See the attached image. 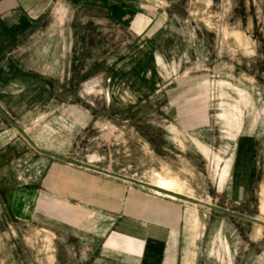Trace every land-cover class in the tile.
Instances as JSON below:
<instances>
[{"label":"rangeland","instance_id":"rangeland-1","mask_svg":"<svg viewBox=\"0 0 264 264\" xmlns=\"http://www.w3.org/2000/svg\"><path fill=\"white\" fill-rule=\"evenodd\" d=\"M7 1L0 264H264V0Z\"/></svg>","mask_w":264,"mask_h":264},{"label":"crops","instance_id":"crops-1","mask_svg":"<svg viewBox=\"0 0 264 264\" xmlns=\"http://www.w3.org/2000/svg\"><path fill=\"white\" fill-rule=\"evenodd\" d=\"M9 1L7 0H0V10H6V6H7V3ZM7 11H8V8H7ZM35 149H37L38 151L39 148L38 147H35ZM42 153H45L43 151H40ZM46 155H49V156H53V157H56V158H59V159H65V158H61L59 157L60 155L58 156H54V155H50L48 153H45ZM72 164V163H70ZM76 166L78 167H84V168H87V169H91V170H95L94 168H92L91 166H88V165H81L77 162H75ZM106 176H109V177H112V178H115V179H119L121 181H126L127 178L124 177V176H121V175H117V174H114V173H102ZM92 178H94L95 180H97V176L95 175H90ZM103 179H101L100 181H102ZM104 182L106 184H108V180H104ZM108 182V183H107ZM111 185V183H109ZM109 192H107V194L111 193L112 189L109 187L108 188ZM106 194V195H107ZM8 203L9 204H12L13 203V197H12V193H8ZM20 201H18V204H19ZM171 201H168V200H165V199H162V198H159V197H154V199L152 200V241L148 242V244H152V264H159L160 260H161V249H162V243H163V238H164V234H166L167 230H172L173 226H174V221H176V218L174 217V214H173V211H172V207H170L171 205ZM12 206V205H10ZM15 206L17 208V201L15 203ZM73 206V205H72ZM109 205H104V211L105 212H108L109 211V208H108ZM18 209V208H17ZM16 209V210H17ZM63 211L61 212L62 213V216L63 218L65 217L66 220H69V221H65V222H72V226L76 227V223L79 221L80 219V210L79 209H76L75 207H70V205H67L66 207H63ZM96 211L93 210V213H95ZM115 212L118 214L120 213L121 215L119 216L120 219H122L124 216L122 215L123 212H124V209L121 208V211L115 209ZM91 216H94L96 217L97 215H94L92 214ZM104 216V215H103ZM104 217L106 218H110L109 216L105 215ZM107 220V219H105ZM64 221V220H63ZM150 224V223H149ZM111 227V224L110 226L100 235L98 231H95V229H91L89 230L91 232V234L95 235V236H102V235H106V233H108V230L110 229ZM125 229V228H124ZM123 228L120 227V231H124ZM116 232L117 234H121V232ZM109 244V243H108ZM104 250H108L109 248V245H105L103 246ZM122 248V247H121ZM123 253H124V249L122 248V252H120V256H123ZM128 259H137L136 257L134 256H127Z\"/></svg>","mask_w":264,"mask_h":264},{"label":"water","instance_id":"water-1","mask_svg":"<svg viewBox=\"0 0 264 264\" xmlns=\"http://www.w3.org/2000/svg\"><path fill=\"white\" fill-rule=\"evenodd\" d=\"M40 151H43V152H45V153H48V154H50V155H54V156H58V155H56V154H54V153H51V152H48V151H45V150H42V149H39ZM59 157H61V158H64V157H62V156H59ZM81 164V163H80ZM81 165H85V164H81ZM92 168H94V167H92ZM102 171V170H101ZM104 171V170H103ZM105 172V171H104ZM187 200H190V201H193V202H195V203H198V204H200V205H203V206H206V207H208V208H213V209H217V210H220V211H223V212H226V213H229V214H232V215H238V216H241V217H243V218H245V219H248V220H251V221H254V222H257V223H261V224H264L263 222H261V221H259V220H257V219H253V218H251V217H246V216H243V215H239V214H237V213H234V212H232V211H228V210H225V209H222V208H218V207H216V206H214V205H211V204H208V203H202L201 201H198V200H195V199H190L189 197H185Z\"/></svg>","mask_w":264,"mask_h":264},{"label":"bare ground","instance_id":"bare-ground-1","mask_svg":"<svg viewBox=\"0 0 264 264\" xmlns=\"http://www.w3.org/2000/svg\"><path fill=\"white\" fill-rule=\"evenodd\" d=\"M160 190L166 191V190H164V189H160ZM173 194H176V193H173ZM198 201H199V200H198ZM202 203H204V202H202Z\"/></svg>","mask_w":264,"mask_h":264},{"label":"trees","instance_id":"trees-1","mask_svg":"<svg viewBox=\"0 0 264 264\" xmlns=\"http://www.w3.org/2000/svg\"><path fill=\"white\" fill-rule=\"evenodd\" d=\"M242 2L240 1V4H241Z\"/></svg>","mask_w":264,"mask_h":264}]
</instances>
